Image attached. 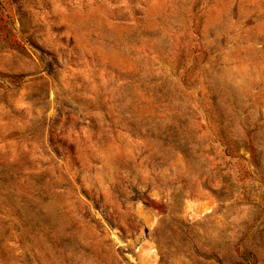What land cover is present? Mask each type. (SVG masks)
<instances>
[{
  "label": "rangeland",
  "instance_id": "obj_1",
  "mask_svg": "<svg viewBox=\"0 0 264 264\" xmlns=\"http://www.w3.org/2000/svg\"><path fill=\"white\" fill-rule=\"evenodd\" d=\"M0 264H264V0H0Z\"/></svg>",
  "mask_w": 264,
  "mask_h": 264
}]
</instances>
